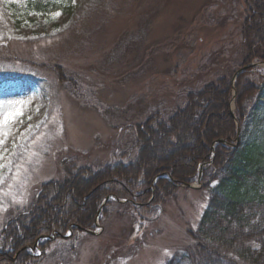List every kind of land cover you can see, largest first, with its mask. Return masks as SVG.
<instances>
[{"label": "rangeland", "instance_id": "rangeland-1", "mask_svg": "<svg viewBox=\"0 0 264 264\" xmlns=\"http://www.w3.org/2000/svg\"><path fill=\"white\" fill-rule=\"evenodd\" d=\"M38 1L0 0V251L6 253L12 250L3 231L44 184L73 182L82 169L107 177L136 165L143 152L138 127L177 114L189 90L233 78L241 68L245 0H51L48 11L31 6ZM248 70L263 84L264 64ZM163 176L177 188L157 206L147 207L153 196L145 207L112 198L103 231L66 241L46 236L54 239L39 264H165L192 243L210 189L179 187ZM109 197L117 198L109 194L103 208ZM47 202L44 209L58 203Z\"/></svg>", "mask_w": 264, "mask_h": 264}, {"label": "trees", "instance_id": "trees-1", "mask_svg": "<svg viewBox=\"0 0 264 264\" xmlns=\"http://www.w3.org/2000/svg\"><path fill=\"white\" fill-rule=\"evenodd\" d=\"M245 4L241 66L264 62V0H245ZM31 6L48 11L55 2L48 0L44 5L39 0ZM58 72L64 79L63 70L58 68ZM256 76L247 71L235 83L241 132L238 147H232L237 142V126L230 114L232 77L223 75L200 91L189 90L185 106L172 112L177 114L137 128L143 152L142 161L136 165L109 170L107 177L103 170L92 173L82 169L73 182L44 184L45 196H36L3 231L12 252L0 251V264H39L38 257L27 248L39 237L67 234L72 225L84 228L80 234L96 229V217L109 194L127 200L124 206H144L142 203L153 196V181L159 177L147 207L157 206L177 188L163 174L170 173L178 184L194 183L200 163L212 158L211 147L221 138L229 144L217 143L214 162L204 169L202 184L210 189V196L190 235L192 243L165 264H264V75L261 85L256 83ZM158 137L160 142L155 140ZM91 194L95 199L85 211ZM112 198L101 212L100 223L108 215ZM46 202L58 203L47 210L42 207ZM48 242L40 241L43 252Z\"/></svg>", "mask_w": 264, "mask_h": 264}, {"label": "bare ground", "instance_id": "bare-ground-1", "mask_svg": "<svg viewBox=\"0 0 264 264\" xmlns=\"http://www.w3.org/2000/svg\"><path fill=\"white\" fill-rule=\"evenodd\" d=\"M254 63H256V62H254ZM245 66V65H244ZM243 65L241 66V68L242 67H244ZM241 68H237L236 70H235V72L234 73H236L239 69H241ZM236 90L235 89H232V101H231V103H230V114H231V116H232V118H233V120L234 121H237L238 119H237V113H236ZM234 105H235V108H234ZM155 140L157 141V142H160V138L158 137V138H155ZM219 140H225V139H223V138H221V139H219ZM218 141V140H217ZM216 141V142H217ZM216 142H214L213 143V145H212V147H211V153H212V158L209 160V161H204V162H201L200 163V165H202V164H204V165H207V166H211L212 164H213V162H214V157H215V150H216ZM123 166H128V165H123ZM167 174H169L170 175V173H167ZM171 176V175H170ZM156 183L157 182H153L152 183V185H151V189H153L154 191L156 190ZM88 185V184H87ZM84 187V186H83ZM95 199V196L93 195V194H91V195H89L88 196V203H86V205H85V211H87L90 207H91V205H92V203H93V200ZM106 200V199H105ZM105 200L103 201V203H102V206L104 205V203H105ZM101 206V207H102ZM52 208H50V207H48L47 206V210H51ZM101 209V208H100ZM33 223H34V221H32L31 222V225H33ZM100 229H102V231H103V226H101L100 225V227H99ZM96 229H98V228H96ZM69 231H71L72 232V236L70 237V238H66V234H61V233H58V234H56V233H53V234H55V236H54V238L55 239H59V240H64V241H66L67 239H71V238H73V239H78V236H79V234L80 233H78L79 231H80V229L79 228H75V229H72V228H70L69 229ZM55 232H58V231H55ZM52 234V235H53ZM89 236H92V234H89V233H87ZM47 235H43V237H46ZM54 238H51L50 240H52V239H54ZM50 242V241H49ZM39 249L40 250H42V248H40L39 247ZM43 251V250H42ZM39 258H41V257H39ZM39 258H37L38 260H39ZM37 260V261H38Z\"/></svg>", "mask_w": 264, "mask_h": 264}, {"label": "water", "instance_id": "water-1", "mask_svg": "<svg viewBox=\"0 0 264 264\" xmlns=\"http://www.w3.org/2000/svg\"><path fill=\"white\" fill-rule=\"evenodd\" d=\"M260 65H262V64H261V63H251V64L246 65V66L242 67L241 69H239V70L235 73V75H234V77H233V84L235 83L237 77H238L241 73H243L244 71L248 70L249 68L257 67V66H260ZM237 128H238V139H237L238 142H237L233 147H236V146L239 144L240 126H239L238 123H237ZM220 141H222V142H223V141L226 142L225 140H220ZM202 176H203V167L201 166V173H200V176H199L198 183H197V184H184L183 186H184V187H190V188H200V187H201ZM107 200H108V199H107ZM88 232H89L90 234H98V232H96V231L88 230Z\"/></svg>", "mask_w": 264, "mask_h": 264}]
</instances>
